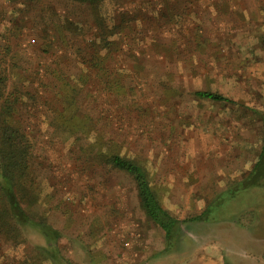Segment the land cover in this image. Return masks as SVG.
I'll return each instance as SVG.
<instances>
[{"label":"rangeland","instance_id":"1","mask_svg":"<svg viewBox=\"0 0 264 264\" xmlns=\"http://www.w3.org/2000/svg\"><path fill=\"white\" fill-rule=\"evenodd\" d=\"M202 1L210 5L212 0ZM160 2L102 0L92 10L115 15L122 34L136 37L145 31L143 40H152L150 52L125 51L124 63L133 60L132 68L121 71L118 84L109 80L118 95L96 97L109 110L97 120L95 113H83L63 77L49 93L36 89L37 76L49 78L44 68L60 52L48 46L46 28L57 21L65 38H89L90 10L63 0H0V105L10 100L0 116L25 128L30 155L18 199L30 214L60 229L58 264H264V181L228 201L221 219L184 222L177 245L162 253V230L140 209L132 182L93 162L94 155L88 156L94 148L81 149V141L73 139L84 132L73 135V129L86 123L87 138H100L104 152L136 159L161 205L179 219L198 212L250 171L264 142V0H215L219 34L189 38L193 47L179 42L178 54L173 51L178 38H149L154 34L148 21L159 15ZM42 4L51 7L39 12ZM202 19L204 26L211 24L206 15ZM224 25L232 27L230 38ZM119 35L108 37L110 51ZM165 58H175L172 67ZM195 89L219 92L228 101L196 99ZM111 120L118 136L109 135ZM0 141L4 145L5 137ZM256 209L263 219L256 218ZM20 230L21 237L1 230L0 264H55L37 250L45 246L38 232Z\"/></svg>","mask_w":264,"mask_h":264},{"label":"trees","instance_id":"2","mask_svg":"<svg viewBox=\"0 0 264 264\" xmlns=\"http://www.w3.org/2000/svg\"><path fill=\"white\" fill-rule=\"evenodd\" d=\"M63 1L65 5L90 10L87 19L90 30L89 38L87 36L78 37V35L74 38H65L67 36L61 35L62 32L59 28L62 26H58L57 21L52 26H49V28H46L50 35V38H47L48 46H58L60 52L58 54H54L55 52H53L55 56L53 62L55 68L53 64L47 65L46 67L48 69L44 68V75L50 74L49 78L43 75L37 76L36 89L38 91L44 90V93H49L51 87H53L52 89H54V86L59 87V76H61L66 79L70 90L79 98L77 99L79 100L78 105L83 113H95L97 116L96 119L98 120L101 115L105 117V112L109 114V110L101 106L100 102L97 104L96 99L99 97L102 98L103 93L104 97L109 93L114 96L118 95L115 87L111 88L112 85L108 84L109 80L113 79L118 84V80L123 75L121 71H125L124 69L126 68H132L130 65L134 61L128 60L129 62L124 63V57L129 54L131 55V51L135 53L138 51L150 52L152 50V40L148 42L143 40L144 38H148L145 31L136 37L122 34L121 28H119L120 26L114 21L115 15H98L94 13L92 10H94L95 6L101 4L102 0ZM214 1L212 0L210 5H203L202 0H162L163 3L160 2L159 15L154 18L150 17V21H148L150 26L152 25L151 33L154 34V37L149 36V38H155L153 39L154 41H156V38H162V35L164 38H178V40H175V46L173 47V51L177 54V49H180L179 42L184 43L183 48H188L193 47V42L189 38H215L219 33L216 34L217 28L214 24L216 14L218 13V10L213 11L215 9ZM28 2L37 4L39 0H28ZM44 5L46 9L51 7L48 4H42L39 12H44ZM53 13L57 15L58 12ZM54 14L51 13L49 17ZM43 15L44 13H40V18ZM59 15L61 16L60 12ZM204 15L211 21V24L207 26L203 25L204 20L202 18ZM60 16L57 15V17L61 18ZM45 17L44 15L43 19ZM67 21L69 25L73 23L72 19H67ZM138 21L135 20L136 23ZM223 31L230 38L232 27L230 25H224ZM64 34L65 31H63ZM116 34H120L119 38L112 39L113 41L117 40V42L110 51L111 38L108 37L115 36ZM181 38L186 39L182 40ZM106 51H110L111 54L110 52L105 54ZM125 51H128L129 54H124L127 53ZM143 58L144 56L140 57V59ZM160 58L162 60L163 57L160 56ZM152 59H156V57ZM158 60L161 62L159 57ZM174 60L175 58L168 60L165 58L163 62L167 61L168 67L170 68L172 67L170 62L172 63ZM196 64L197 62L191 63L190 69H193ZM162 66L165 68L167 65ZM1 70L2 67L0 66V97L4 77V73L2 74ZM191 94L196 99L210 101L225 99L228 101V98L221 93L211 90L195 89ZM93 100L94 102H92ZM6 101L10 102V100H3L5 103H3V106L0 105V113L3 108L6 110ZM99 124H101L100 121ZM106 125L107 130L109 128L111 130L109 135L115 134L118 136L120 134L119 127H117V130H113L112 120L108 121ZM82 126V129H73V135L80 130H84L82 136H73L74 141H81L79 143L81 149H84L86 146H92L94 152L89 151L91 155L88 157L91 158L94 155L92 158L93 162L97 160L96 164L100 163L107 172H118L132 182L140 209L153 224L162 230L163 240L166 243L165 249L161 250L162 253L169 252L171 248L177 245L181 236V226L184 222L216 221L221 219L223 216H219L220 212L228 201L235 197H239L240 199L245 190L248 194L250 193L248 191L249 188L260 187L264 181L263 142L258 148L250 171L244 178L216 193L212 198L207 200V203L202 209L195 212L192 216L186 219H179L161 205L157 195L149 185L146 171L136 159L125 157L112 150L104 152L100 148V138L91 142L87 138L89 127L86 123ZM26 134L27 131L25 128L10 123L7 117L0 116V136L5 137L4 145L0 146V232L1 230H11L15 232V237H17L16 235L21 237V227L30 228L38 232L43 237L45 246H36L37 250L46 252L45 257L51 263L58 264L56 256L58 252V240L61 237L60 229L50 224L42 215L30 214L22 206L17 195L18 189L23 185L24 178L25 185L27 181L30 155ZM260 214L261 209H256L254 215L257 219H263ZM224 264L230 263L225 262Z\"/></svg>","mask_w":264,"mask_h":264},{"label":"crops","instance_id":"3","mask_svg":"<svg viewBox=\"0 0 264 264\" xmlns=\"http://www.w3.org/2000/svg\"><path fill=\"white\" fill-rule=\"evenodd\" d=\"M262 226H263V224H262ZM261 227V226H260Z\"/></svg>","mask_w":264,"mask_h":264}]
</instances>
